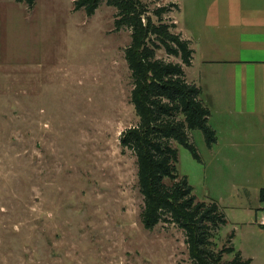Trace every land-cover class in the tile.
I'll return each mask as SVG.
<instances>
[{"label": "rangeland", "instance_id": "rangeland-1", "mask_svg": "<svg viewBox=\"0 0 264 264\" xmlns=\"http://www.w3.org/2000/svg\"><path fill=\"white\" fill-rule=\"evenodd\" d=\"M76 1L35 0L30 9L0 0V264H194L178 226L145 229L137 158L121 146L139 124L126 61L132 31L116 30V9L103 4L88 18ZM143 2L152 15L179 6L164 20L183 29L190 0ZM157 59L181 64L164 51ZM205 92L219 145L192 133L201 162L178 147L179 174L226 217L216 254L232 245L225 262L241 253L264 264V96L244 129Z\"/></svg>", "mask_w": 264, "mask_h": 264}, {"label": "trees", "instance_id": "trees-1", "mask_svg": "<svg viewBox=\"0 0 264 264\" xmlns=\"http://www.w3.org/2000/svg\"><path fill=\"white\" fill-rule=\"evenodd\" d=\"M16 3L30 9L36 5L35 0ZM103 4L118 11L117 31H132L126 61L134 83L132 104L139 124L122 134L121 146L137 158L145 229L151 232L161 224L178 226L186 233L194 264H252L241 253L232 262H225V255L236 253L232 245L216 254L213 239L216 231L227 225L226 217L217 204L198 202L187 178L179 174L178 147L187 149L201 162L192 133L201 132L211 150L219 142L202 89L186 78L185 70L192 67L194 59L191 44L175 33V23L164 20L179 6L162 7L152 15L143 0H77L75 12L84 11L92 18ZM159 51L180 59L181 64L158 60ZM259 199L264 204V189Z\"/></svg>", "mask_w": 264, "mask_h": 264}, {"label": "crops", "instance_id": "crops-1", "mask_svg": "<svg viewBox=\"0 0 264 264\" xmlns=\"http://www.w3.org/2000/svg\"><path fill=\"white\" fill-rule=\"evenodd\" d=\"M190 1L183 29L175 22L194 51L192 67L185 70L187 81L201 88L203 95L210 87L217 104L231 106L224 115L239 124L243 118L241 128L247 129V118L263 112L258 99L264 96V0Z\"/></svg>", "mask_w": 264, "mask_h": 264}, {"label": "built area", "instance_id": "built-area-1", "mask_svg": "<svg viewBox=\"0 0 264 264\" xmlns=\"http://www.w3.org/2000/svg\"><path fill=\"white\" fill-rule=\"evenodd\" d=\"M260 224L264 228V218H263V220H261Z\"/></svg>", "mask_w": 264, "mask_h": 264}]
</instances>
